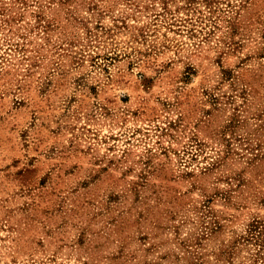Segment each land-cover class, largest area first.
Returning a JSON list of instances; mask_svg holds the SVG:
<instances>
[{
  "label": "rangeland",
  "instance_id": "374dc122",
  "mask_svg": "<svg viewBox=\"0 0 264 264\" xmlns=\"http://www.w3.org/2000/svg\"><path fill=\"white\" fill-rule=\"evenodd\" d=\"M263 215L264 0H0V264H237Z\"/></svg>",
  "mask_w": 264,
  "mask_h": 264
},
{
  "label": "trees",
  "instance_id": "16d2710c",
  "mask_svg": "<svg viewBox=\"0 0 264 264\" xmlns=\"http://www.w3.org/2000/svg\"><path fill=\"white\" fill-rule=\"evenodd\" d=\"M237 245L243 258L237 264H264V215L257 216L248 223L245 232L239 236ZM233 248V245L229 247L230 254H233ZM231 264H234L233 261Z\"/></svg>",
  "mask_w": 264,
  "mask_h": 264
}]
</instances>
